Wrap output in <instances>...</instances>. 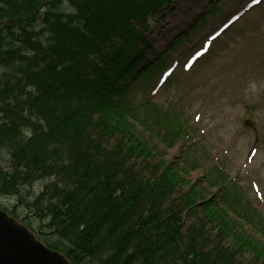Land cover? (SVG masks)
<instances>
[{"label": "trees", "instance_id": "obj_1", "mask_svg": "<svg viewBox=\"0 0 264 264\" xmlns=\"http://www.w3.org/2000/svg\"><path fill=\"white\" fill-rule=\"evenodd\" d=\"M178 1L0 0V197L17 198L69 264H243L246 253V264H264V247L227 216L245 217L226 178L185 181L198 166L187 150L180 169L160 160L149 136L172 147L184 130L146 124L130 97L126 80L149 63V22ZM35 183L44 185L22 202ZM215 185L223 207L203 195Z\"/></svg>", "mask_w": 264, "mask_h": 264}, {"label": "rangeland", "instance_id": "obj_2", "mask_svg": "<svg viewBox=\"0 0 264 264\" xmlns=\"http://www.w3.org/2000/svg\"><path fill=\"white\" fill-rule=\"evenodd\" d=\"M251 1L220 0L214 8H219V12L216 10L215 15L209 14L178 46V50L166 62V68L173 61L182 66L188 61L185 59L190 53L187 59L199 51L202 55L186 75L176 68L174 76L180 79L179 85L169 83L152 96V102L162 108L158 118L143 114V110L148 112L154 109L149 105L145 106L142 94L134 98L133 106L140 117L145 118V123L151 120L152 127L162 131H167L178 122L181 126H186L184 133L189 138L196 139V146L185 148L181 141L172 147H166L155 135L149 136L144 128L135 123L139 134L151 138V148L160 160L178 162L180 169L181 158L184 150H187L190 163L196 162L198 166L190 165L186 173L182 174L185 181L203 187L205 172H209L212 179L220 175L216 167H212L215 165L236 182L237 186L232 187L241 191L245 202L248 204L250 201L258 212L254 213L249 208L246 211L245 208L238 210V213L243 211L247 219L244 217L239 223L242 232L247 239L264 247V0L259 7L249 10L227 26L208 47L201 48L207 42L208 35H214L219 27L226 26L224 24L227 20L243 11ZM211 2L212 0H180L170 9L164 10L161 16L153 18L149 22L150 34L146 37L151 47L147 50V57L151 56V51L161 53L174 37L179 36L194 19L206 12ZM61 9L64 12L70 11L65 4ZM163 64L162 60L160 65ZM183 81L189 83L184 84ZM256 146L257 153L248 162L247 155ZM6 161V153L0 150V168L3 170L8 167ZM247 175L258 183L263 204L256 202L249 188ZM43 185L35 183L32 187L21 189L18 194L21 201L37 195ZM186 191L187 187L180 186L178 195H183ZM203 195L209 199L217 196L216 201L219 202L221 192L209 189ZM17 201L15 197H0V211L14 212L18 223L28 225L30 231L38 234V221L29 217ZM228 218L232 223L237 221L231 211ZM24 219L26 220L23 221ZM252 220L253 226L250 224ZM242 258L243 264H246L252 256L246 253Z\"/></svg>", "mask_w": 264, "mask_h": 264}, {"label": "water", "instance_id": "obj_3", "mask_svg": "<svg viewBox=\"0 0 264 264\" xmlns=\"http://www.w3.org/2000/svg\"><path fill=\"white\" fill-rule=\"evenodd\" d=\"M0 264H69L47 249L34 234L0 211Z\"/></svg>", "mask_w": 264, "mask_h": 264}]
</instances>
